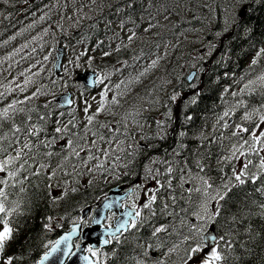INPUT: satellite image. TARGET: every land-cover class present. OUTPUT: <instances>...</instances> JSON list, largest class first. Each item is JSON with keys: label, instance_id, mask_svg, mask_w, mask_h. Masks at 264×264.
<instances>
[{"label": "trees", "instance_id": "trees-1", "mask_svg": "<svg viewBox=\"0 0 264 264\" xmlns=\"http://www.w3.org/2000/svg\"><path fill=\"white\" fill-rule=\"evenodd\" d=\"M129 2L134 6L129 7ZM146 2L147 5L144 6ZM203 2L204 0H190L189 12L185 15L174 13L175 21L167 28H161V33L158 34V30L147 31L148 39L144 40L141 38L139 40L136 37L131 43H120L119 51L116 50L117 46L111 51L106 50L111 52V55L107 57L103 55L100 63L97 64L98 69L106 71L114 68L117 63L122 62L123 67H125V73L121 78L116 76L113 78L120 81L134 78L139 72L148 68L147 74L141 78L140 83L131 86V91L127 97L138 96L139 109L144 112H148L145 107L150 105L149 101L156 98L157 101L155 103L160 107L157 119L163 121L164 124L171 121H185L184 115L188 113L194 115L199 113L205 117V119H202V122H205V127H201L199 124L196 127L183 126L182 129L177 131L176 135L175 132L171 133L174 134L172 136L168 133V139L165 141L155 143L151 141V146H139V161L147 159L152 153L157 154L162 161H174L171 163L178 168H189L188 165L181 166L180 161H187V164L192 165L197 160H200L201 163L205 164L212 160V156L215 161L217 160L215 141L219 132H222L223 142L220 149L223 150V157L228 153L231 143L236 140V138L228 139L230 133L235 130L231 125L246 123L241 120L243 113L246 110L251 111L253 108L264 104V87L256 80L257 77L262 75L260 72L264 68V54L257 58L258 63L255 66H251L247 62L249 56L256 58L257 51L260 48H264V3L259 2V0L255 3H253V0H244L245 9L247 10L244 11L243 17L231 20L228 17V13L224 14L223 11L219 18L214 12H205L200 6ZM219 2L223 10L234 5L237 0H219ZM154 3L158 2L155 0L117 1L115 6L108 11L102 12L100 17L91 14L82 20L77 27L72 28L69 31L70 43L72 38L77 39V37H88L90 42L94 38L95 40L103 38V33L106 34L105 30H111V23L115 19L114 12L120 11L122 19L126 20L124 24L126 27L131 26L139 29V17L141 15L145 18L150 16L149 10ZM42 4L40 0H7V2L0 0V93H4V96L0 97V109L7 106L5 102L12 91H9L11 89L10 84L3 82L2 76L5 70L20 66L18 75L21 76L24 67H29L32 71L31 74L29 70L34 82L28 90V95L30 96L32 92L41 86L51 94L31 100L26 107L38 108L41 114L51 111L52 115L47 131L50 134H54L52 129L55 125L52 121L60 120L61 124H63L75 116L82 126L85 120L84 112L77 109L76 106L70 109H62L53 103L51 109L42 107L46 102L53 101L52 97L55 91L58 90V80L57 78L54 79L49 63L46 66L45 62L47 60L41 61L39 59V55L45 47L44 43L50 42L52 39L50 32L55 27L56 17L50 16V14L57 10V6L50 7L49 5V9L46 11L47 8L42 7ZM124 9H126L125 12ZM30 13H32L29 21L30 25L28 28L27 22L25 28L24 24L17 22V20L27 17ZM194 14L198 19L193 18ZM42 17L43 19H41ZM225 20L228 22L225 23ZM103 23L107 24L105 29L100 28ZM185 28H201L210 35L209 42L215 45V49H213L211 54L201 60L199 65L203 67L202 76L198 80V84L194 86L186 83L185 71L193 65V54L204 47L180 42L171 48L170 51L165 52L164 55L154 56V53H157V49L154 48L159 45L160 41L165 37H173L179 30ZM212 28H215L214 32L211 30ZM225 28L228 29L226 32H224ZM246 28L251 29V31H246ZM77 31H79L78 34ZM217 31L223 32V35L217 36L215 34ZM228 34L230 35L228 36ZM59 40L60 38L57 41ZM62 40L69 42V40L64 38ZM151 57L152 60L160 57L159 63L155 68H150L151 62H147ZM124 61L128 62L127 66L124 65ZM37 72L39 75L33 76V73ZM15 74L16 71H13L10 75L13 76ZM249 76L248 83L251 80H256L257 83L251 86V91H239L241 83ZM54 80L57 81L56 84L52 83ZM225 89H228V91L225 92ZM149 92H151V96L148 95ZM233 92H236L237 95L233 96ZM174 93L177 94V99L176 101H171L169 97ZM196 93H199V95L196 97V103L193 104L191 100ZM182 97L190 98V100L183 101ZM229 109L232 110V114L226 117L225 120L228 121L230 127L225 129L222 127L223 122L217 123V118ZM61 112L65 113V115L59 116L58 113ZM166 113L167 115H165ZM193 117L194 120L196 116ZM16 119L18 120L19 116ZM33 119L35 120V115ZM97 119L102 122H108L105 114L97 117ZM248 126L250 127L251 125L249 124ZM4 130L7 131V126H5ZM79 130V127L74 129V131ZM181 131L185 132L186 135L180 137L178 134ZM99 132L104 134L105 137L109 133L108 129L104 128L99 129ZM144 135L147 136L146 139L148 140L151 139L152 133L147 131ZM244 135L247 136V134ZM204 138H206V141ZM211 141L213 142L212 150L210 148ZM64 143V140L58 141L55 148L51 150L59 152L61 145ZM152 146H156V151L151 149ZM84 155L85 153L82 152L81 157L83 158ZM250 158L254 163L258 162L259 159L254 154H251ZM60 159V156L52 157V165L55 166ZM126 159L129 160L130 158ZM113 160L108 157L105 160V168H113V165L109 164ZM75 163H77V158L69 157L66 162L68 172H73L72 164ZM79 163L82 164V160ZM90 164L88 167H90ZM233 166L238 170V161L233 160L231 164L221 163L213 166L205 164L204 174L210 178V182L217 184V177L221 175V180L225 175H230V169ZM221 167H223V172L219 171ZM78 170L85 174L79 177H64L63 173H60L58 182L61 185H63L64 180H69V186L78 187L79 191L70 193L55 207L44 203V198L40 195L44 190L43 175L39 178L30 177V181L25 182L26 192L24 193L18 191L19 186L7 189L9 202H22L21 207L25 212L23 216L18 218L20 224L23 225L20 234L7 252L8 255L13 253L23 254V260L18 262V264H34L44 251L41 246L42 243L54 241L61 232L68 229L70 222L79 216L81 208L92 205L105 195L109 186V182L105 180L108 172H104L103 169H96L98 171L97 174L95 172L88 173L86 168H79V166ZM77 179L79 183H76ZM89 180L93 181L91 185L88 184ZM259 183L257 185L248 183L240 188H234L232 193H230L231 198L225 204L223 217L220 218L219 223H223L224 217L236 216V222L232 225V232L228 236L234 244V248L229 254L228 264H264V209L259 207L260 204L264 203V195L255 191ZM33 185H38L39 187L34 188ZM170 192L171 190H169V194ZM181 193H184V189L175 186L177 203L172 205L171 199H168L167 202L171 209L179 213L180 218H183L185 213L181 212V209H191L192 200L189 201L187 199L186 193H184L185 198L180 199ZM192 203L194 204V201ZM45 215L53 216V223H58L61 227L51 232H42L40 221ZM166 218H153L141 227L138 232L134 231L123 238L119 245L116 244L114 246L116 255H112L108 264H133L132 257L140 258L137 250V241H139L140 245H144L145 241L150 237L152 230L150 225L164 223ZM170 220L169 228L175 227L178 232L181 228L179 218L173 216ZM223 231H227V226L221 229L218 234ZM160 236L167 244L179 240L176 233H173L170 237L166 233H161ZM160 250L164 251L163 248H160ZM177 257L178 255L176 254L166 257V264H177ZM156 258L161 259L159 256ZM148 264H154V261L149 260Z\"/></svg>", "mask_w": 264, "mask_h": 264}, {"label": "snow or ice", "instance_id": "snow-or-ice-1", "mask_svg": "<svg viewBox=\"0 0 264 264\" xmlns=\"http://www.w3.org/2000/svg\"><path fill=\"white\" fill-rule=\"evenodd\" d=\"M7 2V0H5ZM95 2V0H93ZM239 3H244V0H237ZM257 0H253V3ZM264 3V0H259ZM129 7L134 5L129 2ZM205 12H214L217 18L220 17L221 12L227 14L230 11L229 8L221 9L219 0H204L200 5ZM247 9H245L246 11ZM239 15V14H238ZM167 18V17H166ZM194 19L198 17L193 16ZM43 19V17L41 18ZM228 21L225 20V23ZM156 27L155 24H149L148 28L144 31H149L150 28ZM228 29L225 28L224 32ZM47 31V30H46ZM246 31L250 32L251 29ZM217 36L223 35V32L217 31ZM14 38V37H13ZM135 38V33L128 35L127 39L131 43ZM27 47V45H25ZM159 47V45H157ZM215 47V45H212ZM117 51L120 50V46H117ZM19 51V50H17ZM35 51V49H33ZM264 54V48H260L256 53V58H253L251 66H255L258 63V57ZM87 55V53H81V56ZM105 57L110 56L111 52H104ZM45 60L49 57L45 56ZM79 59V57H77ZM136 59V58H134ZM160 57L151 61L150 68H155L159 63ZM92 57L89 56L88 62L91 63ZM125 66L128 65L127 61L123 62ZM78 66V65H77ZM250 66V67H251ZM60 67H63L62 65ZM148 68L139 72L134 78H129L127 81L121 80L120 82L109 87L105 83L109 79L108 75L102 78L94 79L92 84L103 85V89L99 93V100L95 110L92 111V105L84 101V120L83 125H80L79 120L73 116L66 123L61 124L60 120L52 121L55 125L52 129L54 134H50L47 131L48 124L51 120V111L41 114L38 108L26 107L28 103L33 99H38L40 96H48L51 93L46 90L43 86L37 88L30 96H25L22 100H12L7 106L0 109V264H18L22 262V253H13L8 255V248L14 242L17 236H19L23 225L19 222V217L23 216L25 212L22 210V202L13 201L9 202L8 188H17L20 193L26 192L25 182L30 181V177H41L43 175V186L44 190L40 195L44 198V203L55 207L59 202L63 201L70 193L79 191L78 187H70L69 180H64L63 185L58 182L60 173H63L64 177H79L84 172L78 170L79 168H86L88 173L95 171L96 169H103L104 172L113 174L115 167L109 169L105 168V160L116 150L126 151L128 155H132L133 152L130 149H117L105 150L101 148L100 142L106 141L109 145L113 143V140L106 138L104 134L99 132V129H108L109 132H117L123 122V127L127 129V120L129 117L132 118V122L142 128L139 120L135 117L140 115V109H137L135 113L129 112L121 117V122L117 123V126L113 128L110 123L102 122L97 119L102 113L109 115H115L113 107H119L121 99L129 94L131 86L138 84L141 78L144 77ZM119 71V69H118ZM65 75L70 76V71L64 68ZM24 75V73H21ZM39 75V73H33V76ZM196 74H192L188 77L189 80L195 79ZM258 80L262 87H264V75L258 77ZM33 83L31 77H27L24 80L23 85H17L21 92L26 91L27 87ZM56 84L57 81H53ZM256 80H251L245 84L241 92L245 90L251 91V86L256 84ZM64 86H67L65 81ZM115 90V91H114ZM11 91V89H9ZM225 92L228 89L224 90ZM113 94L109 97V93ZM151 96V92L148 93ZM199 93H196L191 100V103H196V97ZM233 96L237 93L233 92ZM4 93H0V97H3ZM93 99H96L93 97ZM171 101H176L177 94H173L169 97ZM56 104L60 103V98H56L54 101ZM53 101L46 102L42 107L45 109H51ZM155 99H152L150 103H155ZM64 103L71 105L72 100L67 99ZM242 103V102H241ZM238 106H240L238 104ZM232 114V110L229 109L224 111L221 116L217 118V123L223 122L222 127L227 129L230 127L228 121L225 120ZM35 115V120L33 116ZM59 116L65 115V113H58ZM71 115V113H69ZM167 115V113L165 114ZM19 116L17 120L16 117ZM186 120H192V116H186ZM241 120L246 123L231 125L235 130L232 131L228 137L229 140L236 138L235 142L231 143V147L228 149V153L222 157L217 158V164H231L233 160L240 161L241 167L237 170L235 166L231 167L230 175H225L221 178L219 184L210 182V178L204 174L205 164L197 160L196 167L198 169L197 174L193 177L190 168H180L179 177H173L174 171L171 162L166 163L167 167L161 171L159 168H148L146 180L153 182L154 186H147L145 184H137L133 186L126 193L127 203L123 206L130 208L121 221L115 228V231H106V238L102 241L103 245H109L113 242L119 245L121 237L124 233H131L133 230L137 232L146 223L156 217H168L171 218L176 216L180 220L181 228L177 232L175 227L169 228L171 220H167L165 223L158 225H150L152 230L150 237L145 241L144 245H140L137 241V250L140 258L132 257L133 264H148L149 260L154 261V264H166L165 259H157L155 255L150 256V251L155 253L156 250L163 248L164 256L171 257L172 255H178V264H228L229 254L234 248L233 242L228 238L232 232V225L236 222V216L233 215L230 218L224 217L223 223H219L225 210V204L231 198L234 188H240L248 183L259 186L256 187L255 191L260 192L264 195V104H261L257 108H253L251 111H245L241 116ZM158 127L163 128L164 122L157 121ZM251 125L250 127L248 125ZM7 126V131H5ZM80 128L79 131L74 129ZM128 137V133L125 131L121 133ZM244 134H247L245 136ZM180 137L186 135L185 132L181 131L178 134ZM91 136L92 139H88ZM163 139V137H159ZM64 140L65 143L61 145L59 152L52 151L55 148L58 141ZM118 140V137H117ZM83 142V143H82ZM95 148L101 151L102 156L105 160H101L92 153V149ZM85 153V157H81V153ZM177 154H179L177 152ZM254 154L259 159L258 162L254 163L250 158V155ZM54 156H60L61 159L57 161L56 165L53 166L51 158ZM69 157L77 158V163L72 164L73 172H68L66 162ZM115 159L119 160L120 157L116 156ZM82 160V164L79 162ZM46 161V162H45ZM99 161L93 167H88L90 162ZM156 163V161H153ZM188 162L185 161V164ZM223 172V167L219 169ZM160 176H164L165 179L162 182ZM115 178L119 179L117 175ZM179 179V187L184 189V193H187V199L191 201L193 192L199 194L197 202L191 209L182 208L181 212L185 213L183 218L179 217V213H176L171 209V206L167 202L171 199L172 205L177 203V195L175 194V188L173 185V179ZM192 179H197L200 182V186L184 188V185L190 183ZM76 183H79L78 179ZM92 180L88 181L91 185ZM34 188L39 187L33 185ZM169 190H171L169 194ZM184 193H181L180 199H184ZM141 201L137 203V201ZM30 203V202H29ZM119 201H111L103 205L104 209L111 210L116 206ZM259 207L264 209V203L260 204ZM189 211L192 212L194 219L188 217ZM112 217H88L81 218L73 223L71 231L59 237L53 241L42 243L44 249L39 259L34 264H51L56 261L58 264H64V257H70L75 255L72 249L75 247L77 250L80 249V243H73V236L77 234L81 227H88L90 223L97 225L101 224L104 219H111ZM63 219V217H61ZM54 217L51 215H45L40 221V229L42 232H51L56 228L61 227L60 224L53 223ZM199 223H196V222ZM227 226V231H223L221 234L218 232ZM108 229H111V225H108ZM186 230V234H185ZM166 233L169 237L176 233L179 237L178 242L167 244V242L161 238L160 234ZM119 234V235H118ZM158 242V243H157ZM89 255L81 257L86 264H108L109 257L107 254L102 253L101 248L97 246H89L85 249ZM112 255H116L115 248L112 251ZM104 259H101V257Z\"/></svg>", "mask_w": 264, "mask_h": 264}, {"label": "water", "instance_id": "water-1", "mask_svg": "<svg viewBox=\"0 0 264 264\" xmlns=\"http://www.w3.org/2000/svg\"><path fill=\"white\" fill-rule=\"evenodd\" d=\"M58 50L60 52L57 53V59H56V61L54 63L55 72L57 74L59 73L60 65H61L62 48H58ZM75 74H76L75 80L81 81L83 83V85L88 87V88H93L94 87V85L92 84V81L95 79L96 74L93 71H83L81 73L76 71ZM56 98H60V103H59L60 105L68 106V104L64 103V101L67 100V99H71V95H70L69 92H67L65 94L59 95ZM56 98H55V100H56ZM119 190H120V188H114L108 193V198L105 199L99 207H97L96 209L93 210V215L95 217L99 218L100 216H102L103 212H105L107 210V209L103 208L104 204L109 203L111 201H119L120 200V196L118 195ZM116 206H114L112 209H115ZM87 211H88V208L84 210L83 214H85ZM127 211H129V210L126 209L125 212L123 213V216L121 218L125 217L124 214ZM105 233L106 232H101L99 230V228H98V225L95 224V223H92L91 227L84 228L82 230V232H81V239L83 240V242L80 243V245H81L80 249L79 250L76 249L75 250V255L70 256V258L68 259V261L65 264H86V262L81 259V257L84 256L83 255V247L86 245V243H91L92 246H96L97 245V241L99 242L100 245H103L102 241L104 240V234ZM78 234H79V230H78L77 234L73 236V239L75 237H77ZM66 258L67 257L63 258L64 261H65ZM51 264H58V262L53 261V262H51Z\"/></svg>", "mask_w": 264, "mask_h": 264}, {"label": "rangeland", "instance_id": "rangeland-1", "mask_svg": "<svg viewBox=\"0 0 264 264\" xmlns=\"http://www.w3.org/2000/svg\"><path fill=\"white\" fill-rule=\"evenodd\" d=\"M63 1L65 3H67L66 0H63ZM80 12H81V10L73 11L71 14H68V17H65V18H66V20H68L69 18H75V20L73 21V22H75L76 21V17L80 14ZM73 22H71V23H73ZM120 26L121 25H115L117 33H120V34L124 35L125 32H126V34L128 35L129 34L128 30L125 31L122 28H119ZM46 47L47 48H45L43 56H46L50 51L52 53L53 50H54L55 44L52 45V43H50V45H47ZM66 52H67V54H66V56L64 58L63 72H64L65 66H69V68H71L72 67V62L73 61L77 62V57H79L81 55L80 51H77L76 45H73V47H68ZM81 62L86 63V60L85 61H81ZM81 62H79V63H81ZM64 84H65L64 82L61 83L62 89L63 90L69 89L74 94V96L76 95L77 96L76 100L79 99V105L81 107L84 106V101L86 99H88V100L93 102L92 103L93 109H95V107L97 105L95 102H97L99 100V94H94V93H92V94H86L85 93L84 94L83 91L77 85H75L74 83H72L70 86H64ZM93 97H95L96 99H93ZM81 98H82V103H81ZM84 98H86V99H84Z\"/></svg>", "mask_w": 264, "mask_h": 264}]
</instances>
